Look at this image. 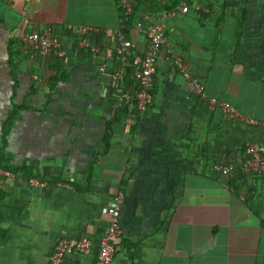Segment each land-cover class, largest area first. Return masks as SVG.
I'll return each instance as SVG.
<instances>
[{"label":"crops","instance_id":"0c3cea01","mask_svg":"<svg viewBox=\"0 0 264 264\" xmlns=\"http://www.w3.org/2000/svg\"><path fill=\"white\" fill-rule=\"evenodd\" d=\"M153 1L144 14L163 23L166 41L152 103L139 110L65 30L98 28L111 45L118 0H0V264H50L61 236L92 242L62 264H90L118 190L110 264H264V174L247 204L211 168L264 134V0H185L186 12L183 0ZM47 25L64 37L62 62L18 49L24 32ZM129 34L142 52L144 34ZM176 57L207 99L238 116L190 91ZM58 68L54 83L35 85Z\"/></svg>","mask_w":264,"mask_h":264},{"label":"built area","instance_id":"2783aa9c","mask_svg":"<svg viewBox=\"0 0 264 264\" xmlns=\"http://www.w3.org/2000/svg\"><path fill=\"white\" fill-rule=\"evenodd\" d=\"M125 17H128L134 6L135 0H118ZM199 8V6H197ZM181 12H186L188 6L185 0L178 7ZM71 28L70 26H68ZM134 28L145 35L146 44L142 52L134 53L131 58V73L130 78L135 86L134 90V105L139 110L146 109L152 103V87L153 73L158 62V54L164 46L166 35L164 25L161 22L150 20L148 14H144L141 18L134 21ZM75 32L78 33L77 44L80 48L89 49L92 52H98L103 45L100 41H94L92 35L98 33L99 29L91 26H77ZM113 43L104 45L105 51H113L119 58L120 65L112 73V80L122 82L126 73L127 53L134 47V42L127 38L120 28L112 31ZM20 49L23 53L30 56H64L65 50L62 48L61 40L57 35L53 34L52 28L46 26L41 31L24 32L20 37ZM171 57V56H170ZM174 64L182 72L183 76L188 81L190 91L199 94L203 99H207L203 91V85L189 74L184 63L180 58H172ZM103 68L104 65H101ZM131 88V87H129ZM132 97L128 91L123 92V98L129 100ZM208 107L213 109L219 106L224 114L229 118L238 116V112L227 102L217 99H207ZM248 155L241 166L243 173L264 174V143L249 145L246 148ZM214 173L225 175L234 169L233 163L211 165ZM3 170L0 168V173ZM37 183V180H32ZM123 199L122 190H118L112 197L107 206L108 222L104 232L98 242L96 255L90 264H110L115 253L117 244L121 235L120 227V208ZM92 242L88 238H73L61 236L58 238L53 251L50 254V264H62V259L65 254L69 253H88L91 250Z\"/></svg>","mask_w":264,"mask_h":264},{"label":"trees","instance_id":"16d2710c","mask_svg":"<svg viewBox=\"0 0 264 264\" xmlns=\"http://www.w3.org/2000/svg\"><path fill=\"white\" fill-rule=\"evenodd\" d=\"M159 1V0H158ZM161 1V0H160ZM161 3V2H160ZM159 5V3L154 2L153 0H135L134 1V6H133V10L131 12V14L128 17H125L123 14V11L121 9V7H118V11H119V17L122 21L121 26L119 27L120 30L125 34V36L129 39L130 38V31L131 30H135L134 28V21L137 18H141L144 13L146 12H153L154 8L157 7ZM162 7L167 8V3ZM156 22V21H155ZM50 26L52 28L53 34L57 35L59 37V39L61 41H64V37L62 35H60V31L57 29L56 26L54 25H47ZM43 28L40 29H36L34 31H41ZM62 30V29H61ZM65 30H67V35L70 36V38L73 39L74 44L77 46L78 51L80 52H89L92 53L93 55H96V57L98 58L99 62L98 64L101 65L103 63V70L107 71L110 73V75H112V73L118 68V66L120 65L119 62V58L117 57V55L115 54V52L113 51H105V46L106 43L105 41L103 42L100 38V40L98 39V36H104V33H100V31L98 33H94L92 35V38L94 39V41H100L103 45L101 46L100 51L98 52H92L89 49H84V48H80L77 44V39H78V33L75 32V30L72 29H67L65 28ZM32 31V30H30ZM111 36V35H110ZM145 36V35H144ZM21 37V36H20ZM20 37H19V46L18 49L20 47ZM109 44V43H108ZM64 47V46H63ZM75 51V50H72ZM134 53H138L137 51H134V49H130L129 52L127 53V60L125 62V65L127 67L126 73L124 75V78L122 80V82H119L120 85H122L123 90L126 89L128 90V92L131 94L132 97L129 98V100L127 101V103H133L134 104V90H135V86L133 85V81L131 80L130 73H131V58L132 55ZM69 57V56H68ZM42 58H50V59H54L57 62H62L64 59L67 58L66 55V51H65V55L64 56H38L34 59H42ZM59 60V61H58ZM55 73H58V75H55ZM52 76L46 77V78H38V83L35 82V85L41 86V83H43V81L45 80L46 83L48 82H53L55 80H57V78H59V75L62 73V71L58 68L56 69L55 72ZM154 83V82H153ZM43 85V84H42ZM131 87V88H129ZM152 91V89H151ZM227 116V115H226ZM235 118V117H234ZM10 120V115L8 116L6 122L8 123ZM233 120V119H232ZM236 121V120H235ZM237 125L240 127H244L242 124H240L238 121H236ZM230 125V124H229ZM233 131V130H232ZM227 132H229L230 134L228 135L225 134L221 137V140H230L232 138L231 135V130H227ZM263 132V131H261ZM262 134V133H261ZM260 143H264V134H262L260 136V138H258V140H255L254 142H245V144L243 145H239L238 144V149L235 150V155L233 157H231V154L229 155V152H227V156L226 158H217V160L220 161V163H234L236 165V167L228 174L222 175L224 178V184L231 189L233 192L239 194L241 196V199L247 203V204H251L252 203V199L255 195V181H254V174L255 173H242L240 171V169L238 168V164L247 159L248 155L245 152V149L247 148V146L249 145H254V144H260Z\"/></svg>","mask_w":264,"mask_h":264}]
</instances>
